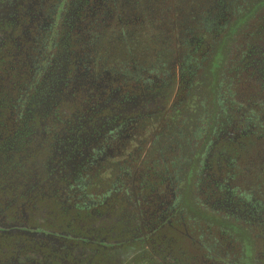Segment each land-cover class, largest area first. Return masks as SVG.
Returning a JSON list of instances; mask_svg holds the SVG:
<instances>
[{"label": "flooded vegetation", "instance_id": "obj_1", "mask_svg": "<svg viewBox=\"0 0 264 264\" xmlns=\"http://www.w3.org/2000/svg\"><path fill=\"white\" fill-rule=\"evenodd\" d=\"M261 1L0 0V264H264Z\"/></svg>", "mask_w": 264, "mask_h": 264}, {"label": "rangeland", "instance_id": "obj_2", "mask_svg": "<svg viewBox=\"0 0 264 264\" xmlns=\"http://www.w3.org/2000/svg\"><path fill=\"white\" fill-rule=\"evenodd\" d=\"M182 3H183V10L185 11L187 21L190 24V26L196 25V23L199 20H201L203 15L206 14L207 0H182ZM259 5H263L264 8V1H261ZM245 23L248 22L241 21L236 26H239V29L241 30L245 26L244 25ZM260 27H264V21H262ZM234 29L235 27L232 29V32L234 31ZM237 33L238 32H235L234 35H237ZM216 37L217 35L214 34L213 32L207 33L203 40L206 47L210 46ZM215 63L216 65L214 64L213 67L216 69V75L218 76L219 79L215 81L214 89L215 86H218L219 89L220 88L222 89V93L227 94L230 85L233 83V78L235 76L234 72L231 70L232 68L230 67V57H227L225 59L219 56L218 59L216 58Z\"/></svg>", "mask_w": 264, "mask_h": 264}]
</instances>
